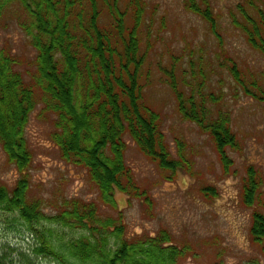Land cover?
Masks as SVG:
<instances>
[{
  "label": "rangeland",
  "instance_id": "rangeland-1",
  "mask_svg": "<svg viewBox=\"0 0 264 264\" xmlns=\"http://www.w3.org/2000/svg\"><path fill=\"white\" fill-rule=\"evenodd\" d=\"M249 2L264 12V0H212L220 18L217 39L201 18L185 9L183 0L142 1L143 105L158 116L162 143L172 157L178 160L181 153L185 160L175 176L160 171L126 137L125 162L146 198L116 192L115 210L101 204L88 172L62 160L51 140L55 117L43 110L36 91L38 104L25 130L31 154L25 173L28 203H36L46 216L56 215L65 202L94 203L102 218L122 215L130 241L165 231L174 245L189 247L178 264H264V246L254 244L249 233L253 213L264 215V57L251 48L230 17L242 20L236 8L242 5L256 19ZM28 23L19 6L7 8L1 19L0 49L17 61V71L30 85L36 52L22 27ZM233 66L241 84L231 74ZM171 74L182 99L194 96L200 103L202 97L211 114L221 111L228 117L238 149L228 151L227 167L210 137L180 116L177 94L169 85ZM249 171L259 186L251 207L242 196ZM21 177L0 147V185L11 191ZM205 188L213 189L215 196L204 193ZM62 234L65 240L81 235ZM34 239L26 224L0 211V264H55L31 253Z\"/></svg>",
  "mask_w": 264,
  "mask_h": 264
},
{
  "label": "trees",
  "instance_id": "trees-1",
  "mask_svg": "<svg viewBox=\"0 0 264 264\" xmlns=\"http://www.w3.org/2000/svg\"><path fill=\"white\" fill-rule=\"evenodd\" d=\"M142 1L0 0V26L4 11L19 6L28 16L29 23L22 27L36 52V72L29 85L17 71V61L0 49V147L22 174L11 191L0 185V211L15 215L29 227L35 236L31 245L35 257L55 264H178L189 252L188 246L174 245L165 231L142 241L128 240L122 215L102 218L94 203L65 202L56 215L46 216L36 203L27 201L25 173L31 154L25 130L38 104L36 91L43 110L55 117L51 140L62 160L85 169L99 201L111 209L117 208L116 192L146 198L125 162L126 137L171 176L185 163L181 153L178 160L172 157L162 143L158 116L143 105ZM183 4L220 39V18L212 0H183ZM248 5L256 19L237 5L242 20L231 14V24L264 57V12L252 2ZM231 74L242 83L235 66ZM170 78L176 93L174 75ZM176 94L180 116L210 137L221 164L227 167L228 151L238 149L228 117L221 111L211 114L201 95L196 103L194 96L184 100ZM258 187L249 171L242 195L247 207L253 205ZM203 192L215 196L211 188ZM64 231L81 235L65 240ZM249 233L254 244L264 246V215L253 213Z\"/></svg>",
  "mask_w": 264,
  "mask_h": 264
}]
</instances>
